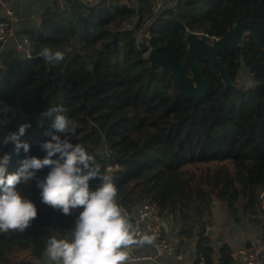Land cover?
Wrapping results in <instances>:
<instances>
[{
    "label": "trees",
    "instance_id": "obj_1",
    "mask_svg": "<svg viewBox=\"0 0 264 264\" xmlns=\"http://www.w3.org/2000/svg\"><path fill=\"white\" fill-rule=\"evenodd\" d=\"M65 1L64 9L49 8L40 26L20 32L32 54L48 47L62 53V60L19 56L0 62V158L10 156L7 172L15 173L27 157L44 158L40 145L50 139L46 133H56L42 113L62 106L76 124L72 143L81 144L103 171L119 168L113 177L119 205L132 211L156 203L178 225L181 244L196 241V263L203 257L214 264L205 230L215 209L226 215L224 229L251 228L264 240L262 47L247 36L243 50L228 48L220 55L230 83L202 61L208 91L199 100L186 97L172 72L152 67L139 49L148 34L146 45L177 59L190 74L187 34H204L212 42L239 20H264V0H177L167 17L158 18L148 0H102L96 6ZM243 69L250 85L241 78ZM8 105L17 110L16 118ZM26 123L31 127L20 140L30 150L17 153L14 143L3 140ZM50 170L45 166L36 179L16 186L36 206L37 217L22 231H0V264H42L51 237L71 239L82 209L65 215L43 202L37 179ZM100 183L91 180L90 190ZM220 259L236 264L227 243Z\"/></svg>",
    "mask_w": 264,
    "mask_h": 264
},
{
    "label": "clouds",
    "instance_id": "obj_2",
    "mask_svg": "<svg viewBox=\"0 0 264 264\" xmlns=\"http://www.w3.org/2000/svg\"><path fill=\"white\" fill-rule=\"evenodd\" d=\"M39 55L47 62L63 59V54L42 47ZM92 71V66H87ZM62 106H55L42 113L52 119L50 139L41 143L46 154L43 159L27 157L15 173H8L10 156L0 158V231L24 230L37 217V208L16 190L20 183L27 184L36 179V173L51 166L43 180L37 179L36 186L44 203L60 209L65 215L81 208L71 239L51 237L45 252L53 264H126L131 243L132 226L117 202V186L112 176L102 170L101 164L78 143H72L76 124L63 113ZM30 124H23L18 132L10 133L3 143L15 144L19 153H27L30 146L21 142ZM63 137V138H62ZM59 154L58 159H53ZM99 179L96 190H90L89 182ZM147 239V238H145Z\"/></svg>",
    "mask_w": 264,
    "mask_h": 264
},
{
    "label": "built area",
    "instance_id": "obj_3",
    "mask_svg": "<svg viewBox=\"0 0 264 264\" xmlns=\"http://www.w3.org/2000/svg\"><path fill=\"white\" fill-rule=\"evenodd\" d=\"M89 6H96L99 1L95 0H74ZM184 2V0H182ZM152 11L156 18L160 16L167 17V10L174 7L170 6L166 0H148ZM65 0H57V8L64 9ZM0 9L4 10V15L0 18V50H4L8 45H12V52L24 58L33 60L40 55L35 56L31 51V44L27 37L20 36L16 27V15L11 7H8L6 0H0ZM45 11H38L31 16L35 26H40L43 22ZM129 28L131 25L128 26ZM143 38H149L148 34H144ZM16 58V57H15ZM44 59V58H42ZM261 207L264 211V191L260 194ZM122 208V207H121ZM128 222L132 226L131 243L125 250L131 253V257L127 259L131 262L143 260L156 261L162 256H176L175 248L171 240L167 236L162 235L160 229L161 223L166 220L161 212L160 207L156 203L144 202L138 205L134 210L129 211L122 208ZM147 238L153 244L155 252L153 255H138L136 251L144 246L143 239ZM239 256L243 264H264V240L261 237H254L249 241L248 245L239 251ZM196 264H205L203 257Z\"/></svg>",
    "mask_w": 264,
    "mask_h": 264
},
{
    "label": "water",
    "instance_id": "obj_4",
    "mask_svg": "<svg viewBox=\"0 0 264 264\" xmlns=\"http://www.w3.org/2000/svg\"><path fill=\"white\" fill-rule=\"evenodd\" d=\"M247 36H253L262 47L264 53V20H239L223 37L212 42L204 34L189 32L185 42L188 45L187 62L190 74L186 65L170 56L159 54L155 48L145 44L143 37L140 39L139 49L143 54V58L150 61L152 67H161L163 71L170 70L172 72L180 85L181 92L186 97L199 100L208 91V83L203 76L200 63L202 61L211 62L214 71L222 76L226 83H230V69L227 65H224L220 55L228 48L243 50ZM6 111L11 113L14 118L18 114L17 110L10 105L6 107ZM106 161L110 163L109 156H106ZM117 171H119V168L113 166L107 169V173L112 178ZM160 229L162 232H166L168 224L165 222L161 223ZM218 232V226L212 225L211 221L208 220L206 222L205 237L212 238Z\"/></svg>",
    "mask_w": 264,
    "mask_h": 264
},
{
    "label": "crops",
    "instance_id": "obj_5",
    "mask_svg": "<svg viewBox=\"0 0 264 264\" xmlns=\"http://www.w3.org/2000/svg\"><path fill=\"white\" fill-rule=\"evenodd\" d=\"M99 1L102 0H95ZM170 6L176 5L177 0H166ZM8 7H11L14 10L16 15V27L18 34L23 36L20 33L22 30L31 28L34 25V20L31 18L33 14L38 11H48L49 8L56 7L57 8V0H6ZM4 15V10L0 9V18ZM20 55H16L12 52V45H8L4 50H0V62L8 57L13 59L15 57H19ZM263 223H264V213H263ZM212 225L218 226L219 232L212 238L211 244L215 250L214 264H220V248L223 244H228L233 250V256L235 258L236 264H243L240 259L239 251L248 245L249 241H251L255 236L254 231L251 228L248 229H240L238 226H234L233 231H231L230 227L223 228V225L226 222V215L224 211L219 209H215L212 215V219L210 220ZM222 222V225L220 224ZM168 224V230L166 232H162L163 236H167L176 251V254H180L181 257L178 258L176 256H162L158 258L156 261L143 260L138 262L128 261L126 264H196V241H192L188 244H181L179 241V227L174 223V221L169 220L165 221ZM147 239H143L144 246L136 251L138 255H153L155 252L154 246ZM132 255L128 253V258ZM42 264H53V262L46 255Z\"/></svg>",
    "mask_w": 264,
    "mask_h": 264
},
{
    "label": "rangeland",
    "instance_id": "obj_6",
    "mask_svg": "<svg viewBox=\"0 0 264 264\" xmlns=\"http://www.w3.org/2000/svg\"><path fill=\"white\" fill-rule=\"evenodd\" d=\"M211 44H213V43H211ZM241 78H243L244 80H246L249 85L251 84V77L248 74L247 69H243L242 70ZM104 151H105V149H104ZM219 222H221V221H219ZM220 224L222 225V222Z\"/></svg>",
    "mask_w": 264,
    "mask_h": 264
}]
</instances>
